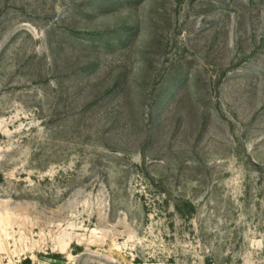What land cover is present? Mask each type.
<instances>
[{"label": "rangeland", "instance_id": "1", "mask_svg": "<svg viewBox=\"0 0 264 264\" xmlns=\"http://www.w3.org/2000/svg\"><path fill=\"white\" fill-rule=\"evenodd\" d=\"M0 264H264V0H0Z\"/></svg>", "mask_w": 264, "mask_h": 264}]
</instances>
